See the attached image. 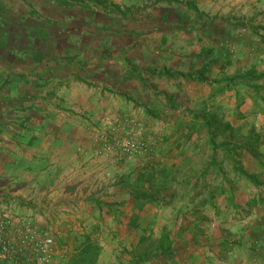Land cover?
I'll use <instances>...</instances> for the list:
<instances>
[{"label":"crops","instance_id":"1","mask_svg":"<svg viewBox=\"0 0 264 264\" xmlns=\"http://www.w3.org/2000/svg\"><path fill=\"white\" fill-rule=\"evenodd\" d=\"M125 117L153 161L96 155ZM0 211L55 264H264V0H0Z\"/></svg>","mask_w":264,"mask_h":264},{"label":"built area","instance_id":"2","mask_svg":"<svg viewBox=\"0 0 264 264\" xmlns=\"http://www.w3.org/2000/svg\"><path fill=\"white\" fill-rule=\"evenodd\" d=\"M92 140L98 156L114 154L119 159L144 157L148 161L158 156V140L129 117L109 122V129ZM59 251L54 236L29 219L0 213V264H54ZM60 256L64 258V254Z\"/></svg>","mask_w":264,"mask_h":264},{"label":"trees","instance_id":"3","mask_svg":"<svg viewBox=\"0 0 264 264\" xmlns=\"http://www.w3.org/2000/svg\"><path fill=\"white\" fill-rule=\"evenodd\" d=\"M237 78L240 81H248L250 79L247 75H245V76H238Z\"/></svg>","mask_w":264,"mask_h":264},{"label":"rangeland","instance_id":"4","mask_svg":"<svg viewBox=\"0 0 264 264\" xmlns=\"http://www.w3.org/2000/svg\"><path fill=\"white\" fill-rule=\"evenodd\" d=\"M0 213H8V212H6V211H0ZM8 214H9V213H8ZM9 215H10V214H9ZM11 217L14 218V216H12V215H11ZM52 236H54V235H52ZM54 238H55V236H54ZM55 240H56V239H55ZM56 243H57V241H56ZM65 255H66V254L64 253V259L66 258ZM17 257H18V256H17ZM55 263H56V261H55ZM55 263H54V264H55ZM64 264H67V263L65 262Z\"/></svg>","mask_w":264,"mask_h":264}]
</instances>
